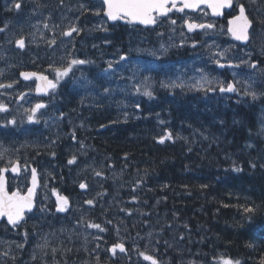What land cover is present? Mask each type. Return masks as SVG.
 Returning <instances> with one entry per match:
<instances>
[{
    "label": "rangeland",
    "instance_id": "obj_1",
    "mask_svg": "<svg viewBox=\"0 0 264 264\" xmlns=\"http://www.w3.org/2000/svg\"><path fill=\"white\" fill-rule=\"evenodd\" d=\"M54 1L59 3L60 0ZM249 1L252 2V0ZM15 3L21 4L20 9L14 7ZM71 5L74 7L70 9L65 7V13L63 12L62 16H66L69 12L78 9V4L72 3ZM39 6L42 9L30 0H4L5 9L12 14L11 17L6 19L4 25L5 38L7 37L6 39L9 43L14 45L18 39L29 42L39 39V34L46 29L45 25L48 20L43 15V6ZM93 10L96 13L100 11L94 7ZM174 13L179 15L181 21L173 25L170 24V20H172ZM257 13L258 16L259 13L261 16L263 14L261 11ZM207 15L209 14L204 10H199L196 14L189 11L180 13L173 10L167 17L160 19L156 28L150 32L127 23L128 34L126 35V40L123 41L124 46L119 47V49H116V46H112L113 50H115V55L107 56L105 54L111 44V40L108 39L111 37L110 25L107 24L101 14H97L94 28L100 32H105V34L100 35L98 39V52L92 53L90 51L83 53V55L87 59L107 56L104 59L105 69L99 75L104 79L118 77L117 81L110 82L111 92L105 93L101 90V93L97 95L111 99L115 103L117 110L127 114L128 106L131 105L134 108H138L137 105H139L141 97L148 98L143 94L146 86L148 90L152 91L156 85L166 89H175L180 87L173 85L183 84L185 87L197 90V82H202V77H206L212 83L211 85L205 84L204 88L200 90H207L211 87L213 90H207L209 93L216 96L221 94L222 100L232 99L233 96L229 97L226 92L219 90L221 85L226 87L229 82L210 69L211 65L216 67L222 63L231 64L232 66L227 68L226 71L232 77L236 86L237 90L234 92L236 99L247 100L245 101L247 104H258L257 100H259L256 116H258V128L264 139V96L253 100L251 96L244 94L248 86H250V90L257 93L264 92V70L258 66L257 61L253 60L254 47L252 45L243 46L242 48L232 47L227 43L226 39L223 40V43L220 42L222 39L220 32L217 34L216 31H205L201 37L202 41L205 42L199 53L200 56L177 62L167 61L165 64H170L169 66L171 67L168 68L166 76H161L159 84L156 83L152 71L157 68L159 59L176 54L182 46H190L192 48L194 47L193 45H197L194 41L190 42L191 38L183 28L184 21L188 20L189 17L202 21ZM73 25L74 23L72 22L71 26ZM54 29H56L55 25L51 28V34ZM53 41L52 39L51 42L53 43ZM74 42L75 38H62L59 41H54L53 44L62 46L68 43L74 44ZM80 44L82 46L89 45L83 42ZM93 48L95 47L90 45V49L92 50ZM12 49L14 48L9 47L4 42L0 47V59ZM225 49H227L226 52ZM219 53H223V55H219ZM121 56L126 57V59L121 60ZM74 59L85 60L79 56ZM241 61L246 63H241ZM110 62L112 69H108ZM252 63H256V68L249 66ZM7 66L8 63L5 60V67ZM85 66L86 63L73 66L69 76L60 78L58 81L64 83L66 79H71L73 82L72 86L80 85L84 90L93 93L94 90H87V88L94 89L95 86L87 83L88 80L83 75ZM57 70H55L56 77ZM59 70H63V68ZM105 70L108 71L106 72ZM9 71H11V68H9ZM75 71L80 72L81 75L74 77L73 72ZM161 74H163L162 71ZM254 83H257V85ZM193 85H197V87ZM38 103H41V101L35 97H29L23 93L19 94V90L14 85L0 87V107L4 109L0 111V121L2 123V129H0V150H7L4 158L0 160L8 166L13 164L14 159L23 160L21 174L17 178H11V185L20 190H24L27 187L31 161H37L40 165V170L38 171L40 187L37 193V208L29 216L31 220L29 227L34 231L33 234L35 235L32 238L37 242L32 248V253L37 255L36 251H39L40 254L45 256L52 255L55 257L58 251H62L63 258L58 260L59 263L84 264L85 262L73 260L68 262L65 251L68 250L71 253L75 249L81 250L86 259L91 255L90 248L99 249V252L103 251L105 247L100 242L104 241L102 235L106 229L105 225L110 228L113 237H116L121 243L130 241L132 234L130 233V225L139 224L144 217L149 216V213L145 214L139 208L142 202L137 196V182L134 181V178L125 182L126 185L123 183L124 176H126L127 180L129 179L127 170H124L125 166L110 168L99 161L93 160L92 157H88L91 152L90 146L85 145L75 135L77 129L86 130L88 125H90L87 117L91 115L86 112L82 115L84 111L81 101L74 104L73 108L70 109L69 105L71 102L64 99L62 104L74 111L76 115H73L69 109L65 110L66 113L62 111L63 115H60L56 111V106L60 101L54 97L49 98L44 103L47 107L39 109L34 119L29 121L28 116L31 115V109ZM95 103L87 111L97 113L95 111L97 109L94 107ZM13 120L15 123H10ZM57 148L59 153H62V156H67L65 162L61 165L59 164L61 160H58L55 151ZM73 157H75L74 163L69 164L68 161ZM10 161L11 163H9ZM97 173H100V175H97ZM57 176L60 180V182H57L59 185H62L64 179L67 180V185L70 186L72 184L79 185L80 183L87 185L85 193H79L73 200L68 199L64 214L55 212L56 199L64 197L55 186ZM104 184L107 187H104ZM126 190L127 198L125 196L121 198L126 193ZM81 200L85 201L82 205H80ZM89 200L92 201V204L87 203ZM97 202L98 207L94 209ZM48 206H52V208ZM154 213L155 215L152 216L151 221L152 225L138 239L143 244L141 252L136 251L137 245L133 247L137 259L136 263L143 264L144 259L140 253H145L158 259V248L160 247L164 251H172L175 255V258L163 260L161 264H202L187 257L185 246L188 241H191V234L184 225L176 221V216H169V212L166 210ZM100 218L102 219L101 225L98 223ZM89 224H99L103 231L95 227H88ZM40 227L42 228L40 229ZM0 231L3 232L0 233V256L4 257L2 262L5 264L9 256L11 257L18 249L25 246L23 241L21 242L19 239L12 240L8 237L13 235L18 238L19 235L17 233H7L6 229L1 228ZM40 254L38 255L40 256ZM74 256L75 254H71V258ZM31 257L33 258L32 254ZM124 262H126V259H124ZM207 264H222V261L219 260V262Z\"/></svg>",
    "mask_w": 264,
    "mask_h": 264
},
{
    "label": "trees",
    "instance_id": "obj_2",
    "mask_svg": "<svg viewBox=\"0 0 264 264\" xmlns=\"http://www.w3.org/2000/svg\"><path fill=\"white\" fill-rule=\"evenodd\" d=\"M238 1L251 8L250 45L264 70V0H252L254 4ZM218 22L224 27L225 18ZM197 49L192 52L186 47L179 57L196 55ZM29 50L30 58L18 50L8 55V66H0V83L16 81L20 66L44 69L40 49L32 45ZM180 58L158 60L152 71L156 83L168 72L163 62ZM152 92V98L141 97L138 108L128 106L127 116L98 112L97 118H91L96 122L78 131V137L93 148L91 156L97 161L110 168L125 166L129 179L124 176L123 183L134 178L146 212L155 205L156 211H168L190 231L191 241L185 249L192 260L224 257L240 264H264V139L256 116L259 107L241 100L221 103L206 91L185 88L169 90L156 85ZM169 133L172 140L160 143ZM57 182L58 176L56 187L63 193H77L67 180L62 185ZM130 230L131 243L138 242L142 229ZM165 255L175 257L172 251Z\"/></svg>",
    "mask_w": 264,
    "mask_h": 264
},
{
    "label": "snow or ice",
    "instance_id": "obj_3",
    "mask_svg": "<svg viewBox=\"0 0 264 264\" xmlns=\"http://www.w3.org/2000/svg\"><path fill=\"white\" fill-rule=\"evenodd\" d=\"M232 0H102L103 14L112 21L117 20H125L129 23H139L141 25H155L157 23L158 16L167 17L169 12L175 10L176 12L184 13L185 9L189 10H197L200 8L201 5L206 6L207 8L211 9L213 14H220L221 9L231 6ZM170 5V6H169ZM14 7L16 9H20L21 4L15 3ZM96 14H100V11H97ZM191 18L189 17L188 20H185L187 28L189 31H193L197 28L199 29H212L214 27L211 23H191L189 22ZM176 21L173 19L171 20V24H175ZM231 27L228 29L231 32L232 36L237 41H247L249 39L248 36V29L250 28L252 21L249 20L248 16L245 14V7L243 4L239 5V14L233 19L229 21ZM47 27V25H45ZM0 31H4V29H0ZM79 29L72 27L68 31H65L63 34L65 36H72L73 32H78ZM54 43V41H53ZM16 44L20 48L25 47V42L23 39H18ZM195 46V45H193ZM227 49H225V52ZM219 55H223V53H219ZM121 60L126 59V57L121 56ZM85 63H89V61L81 60V59H72L68 63V65L63 68V70H57V79L68 77L69 74L72 72V68L75 65H83ZM219 63V61H217ZM241 63H246L245 61H241ZM225 65L220 64V67H224ZM229 67L232 65L229 64ZM238 66V65H237ZM252 68H256V64L252 63L249 65ZM108 69H112L111 62L108 65ZM106 72L108 70H105ZM21 75L28 79L31 76H35V73H21ZM39 79L45 81V89L51 88L55 89L57 84L53 81L47 80V77L39 76ZM212 81L208 80L206 77H202V82H197V85H193L197 87V90L203 89L204 85H211ZM9 87L11 85H8ZM175 87H183V84L180 85H173ZM38 91L40 90V86H38ZM139 91V89H137ZM211 91V87L207 89ZM221 92H235L237 89L233 83H228L227 86H220L219 89ZM108 89H105L107 92ZM143 94L149 98L153 97V92L148 90L147 86L145 87V91ZM245 95H249L252 97L253 100L264 96V92L257 93L256 91L250 90V86L245 90ZM47 107L45 104L38 103L35 105L33 109H31V115L28 116L29 121H32L39 109ZM139 107V105H137ZM3 107H0V111H3ZM10 123L14 124L15 121H10ZM168 139H171V134H168ZM160 143L164 142V138L162 137L159 141ZM7 150H0V159L4 158L5 152ZM75 157L68 161L69 164L74 163ZM11 163V161L9 162ZM18 167V162L15 166H13L12 170L16 171ZM239 171L240 169H234ZM7 168L0 169V217H7V221L9 224L16 225L21 219H23V212L25 209H31L32 207V190L29 189L27 195H21L19 192H13L10 195L5 191V179L3 173L7 172ZM35 169H32L33 178H35ZM100 175V173H97ZM80 187L83 189L86 187L85 184L81 183ZM68 201L67 198H60V202L57 206V211L63 212L65 211L66 205ZM88 204H92V201H87ZM246 211H254L253 209H246ZM88 227H95L97 229H101L99 224H89ZM119 248L120 252H125L126 249L122 243L116 244L112 247L111 251L115 254L116 249ZM143 256V259L146 261H150L151 264H158V261L151 255L140 253ZM222 264H240V262L232 261L230 258H220Z\"/></svg>",
    "mask_w": 264,
    "mask_h": 264
},
{
    "label": "flooded vegetation",
    "instance_id": "obj_4",
    "mask_svg": "<svg viewBox=\"0 0 264 264\" xmlns=\"http://www.w3.org/2000/svg\"><path fill=\"white\" fill-rule=\"evenodd\" d=\"M91 41L92 40H90V45L92 44L91 43ZM84 44H87V42H85ZM92 46V45H91ZM86 50H90V47H89V45L87 46H83ZM90 81H91V79L88 81V83L90 84ZM97 89H98V87L96 86V88H87V90H94V92H93V94H92V99L89 101L88 100V97L86 96L85 98H83L82 100H80L81 102H83V103H90V108L93 106V103H94V96H95V94H96V92H97ZM70 99V98H69ZM79 101V100H78ZM80 104V103H79ZM74 105V103H70V105H69V107H70V109H72L73 106ZM86 106V105H85ZM94 107H95V109H97V110H95L97 113L100 111L99 109H100V107H98V105L95 103V105H94ZM69 109V110H70ZM87 107H86V111H87ZM70 111H72V110H70ZM96 114V113H95ZM121 198H123L122 196H121ZM14 230H17L18 228H13ZM15 237H11V239H14ZM15 239H18V238H15ZM116 244H119L118 242L116 243ZM115 244V245H116ZM124 247H125V249H126V251L125 252H119V248H117L116 249V252H115V254H113V252L111 251V249H112V247L114 246H110L109 247V250H108V256H105V254H104V252L103 251H101V252H99L98 250H96V249H94V248H90L89 250H91V252H90V254H91V256L93 257L94 256V258L96 259V262L97 263H99V264H102V262L104 261V260H109V258H110V260H111V264H121V259H122V261L124 262V259H126L127 258V254H128V251H129V248H128V244H127V242H125L124 244ZM93 250H96V251H93ZM74 251V253L76 254L75 255V257L74 258H71V253H69L70 254V257H68V259H67V261L68 262H71L72 260L73 261H76V262H85L84 264H88V260L85 258V256L82 254V251L80 250V254L78 253V250L77 249H75V250H73ZM38 254H40V253H38ZM35 255L34 253H32V255H33V258L31 257V254L29 253V252H24L23 251V249L21 250V253H15V254H13L12 256H11V258H14V257H16V258H18L21 262H19L18 264H22V263H25V264H65L64 262H60L59 263V261L58 260H55V259H50L49 258V255H47V256H45L44 254H40V256L39 255ZM0 257H3V256H0Z\"/></svg>",
    "mask_w": 264,
    "mask_h": 264
},
{
    "label": "water",
    "instance_id": "obj_5",
    "mask_svg": "<svg viewBox=\"0 0 264 264\" xmlns=\"http://www.w3.org/2000/svg\"><path fill=\"white\" fill-rule=\"evenodd\" d=\"M202 6H204V5H201L200 7H202ZM206 7V6H205ZM230 8V6H228V7H225V8H223V9H221V11H220V14H213L212 13V11H211V9H209L210 10V12L212 13V15L213 16H215V17H219V16H221L222 15V13H223V10L224 9H229ZM246 14V13H245ZM159 17H162V16H159ZM231 19H229L228 20V29L231 27V25L229 24V21H230ZM111 22H112V20H110ZM132 24H135V25H141V24H139V23H132ZM142 26H145V25H142ZM150 26H152V25H147V26H145V27H150ZM251 26H252V24H251ZM251 26H250V28H251ZM250 28L248 29V36H249V31H250ZM185 29L188 31V32H194L195 30H201V29H199V28H197V29H195V30H193V31H189L188 30V28H187V25L185 24ZM228 33L230 34V36L232 37V39L234 40V41H236V42H239V43H241V44H245V43H247L248 42V40L245 42V41H237V40H235L234 39V37L232 36V34H231V32H229V30H228ZM23 73H35V72H31V71H28V72H23ZM36 75L35 76H31L30 78H28V79H25L22 75H21V78L24 80V81H29V80H31L32 78H35L36 79V81H37V88H36V90H35V94L36 95H47V93L50 91V90H52L51 88H47V89H45V84H46V82L45 81H42V80H40L39 79V76H43V75H39V74H37V73H35ZM44 77H47V76H44ZM47 80H49L48 79V77H47ZM49 81H51V80H49ZM38 86H40V90L38 91L37 89H38ZM17 169H18V167H17ZM12 171V173L13 174H16L17 173V170L16 171H13V170H11ZM3 175H5V173H3ZM4 179H5V191H6V178H5V176H4ZM38 187H39V180H38V177H37V173L35 172V178H33V174H32V176H31V178H30V181H29V188H28V190H27V192L25 193V194H23V195H27L28 194V192H29V189H31L32 190V207H31V209L29 210V209H25L24 210V212H23V219H21L20 221H22V220H24L25 219V213L26 212H29V211H31V210H33L34 208H35V195H36V191H37V189H38ZM86 188H81V187H79V190H81V191H84ZM7 192V191H6ZM8 193V192H7ZM10 195V194H9ZM60 202V200L57 202V206H58V203ZM58 212H60V211H58ZM61 213V212H60ZM2 219H6L7 220V217L5 216V217H0V220H2ZM19 221V222H20ZM8 222V221H7ZM12 225V224H11Z\"/></svg>",
    "mask_w": 264,
    "mask_h": 264
},
{
    "label": "bare ground",
    "instance_id": "obj_6",
    "mask_svg": "<svg viewBox=\"0 0 264 264\" xmlns=\"http://www.w3.org/2000/svg\"><path fill=\"white\" fill-rule=\"evenodd\" d=\"M92 45V44H91ZM36 55H38L37 54V52H36ZM92 55H94V54H92ZM94 86V85H93ZM236 87V86H235ZM101 91V89H98L97 90V92H96V94H95V96H94V102H96V104L98 105V107H100V109L99 110H103V111H105V112H108L109 110L110 111H112V110H114L115 109V105H114V102L111 100V99H108L107 97L106 98H102V96H98L97 94H99V93H101L100 92ZM104 92V91H103ZM70 102H72V103H74V104H76L77 102H80V101H78V99H72ZM81 104V103H80ZM86 105V106H85ZM82 109L84 110L86 107L87 108H90L89 106H90V103H83L82 102ZM100 113V112H99ZM16 131V130H15ZM7 136V135H6ZM9 136V135H8ZM9 138V137H8ZM11 141V140H10ZM39 153H40V151H38ZM42 154V153H41ZM40 155V154H39ZM36 156V155H35ZM37 156H38V154H37ZM41 156V155H40ZM37 158V157H36ZM41 159V158H40ZM37 162V161H36ZM39 165V164H38ZM40 166V165H39ZM126 197L127 198V194L125 193L124 195H122V197ZM75 206V205H74ZM39 209H40V207H39ZM36 211V210H35ZM45 225V224H44ZM36 226V225H35ZM105 226H107V225H105ZM190 232V231H189ZM185 234V233H184ZM166 235V234H165ZM180 235H183V234H180ZM166 236H168V235H166ZM181 239V238H180ZM184 239V238H183ZM160 240H162L161 238H160ZM182 240V239H181ZM186 240V239H185ZM166 242V241H165ZM193 243V242H192ZM161 245V244H160ZM183 246V245H182ZM198 246V245H197ZM66 247V246H65ZM186 247V246H185ZM192 247H193V245H192ZM166 248V247H165ZM183 248V247H182ZM183 250V249H182ZM73 251V250H72ZM192 251V250H191ZM188 252V251H187ZM183 253V252H182ZM185 253V252H184ZM198 255L197 253H194V255ZM205 254V253H204ZM198 256H200V255H198ZM197 256V257H198ZM195 258V257H194ZM200 258V257H199ZM201 258H203L202 257V255H201ZM192 259V258H191ZM209 260V259H208Z\"/></svg>",
    "mask_w": 264,
    "mask_h": 264
}]
</instances>
